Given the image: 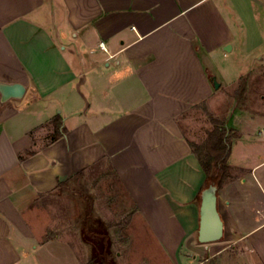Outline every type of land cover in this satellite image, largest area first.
Returning <instances> with one entry per match:
<instances>
[{"label": "crops", "instance_id": "crops-1", "mask_svg": "<svg viewBox=\"0 0 264 264\" xmlns=\"http://www.w3.org/2000/svg\"><path fill=\"white\" fill-rule=\"evenodd\" d=\"M235 50L264 62V0H0V81L26 86L20 99L0 94V264H82L70 239L44 238L34 212L101 161L178 264L240 248L239 264H264V146L230 164L246 140L238 129L217 192L224 235L202 243L206 174L181 127L214 96L207 59ZM58 118L66 132L53 140ZM252 137V148L264 139Z\"/></svg>", "mask_w": 264, "mask_h": 264}, {"label": "rangeland", "instance_id": "rangeland-1", "mask_svg": "<svg viewBox=\"0 0 264 264\" xmlns=\"http://www.w3.org/2000/svg\"><path fill=\"white\" fill-rule=\"evenodd\" d=\"M224 54L226 56L218 52L215 59H207L212 72L222 83L220 88L215 90L210 101L193 107L183 116L181 127L188 140L203 143L214 127L208 111L216 118L228 120L229 127L246 136L242 145L235 147L230 160V164L236 166L239 162L247 163L239 154L245 152L248 161L256 153L259 156L263 150V138V142L259 139L255 148L251 147L252 142L249 141H255L252 137L255 133L264 135V62L255 59V55L251 60L237 50ZM258 110L263 116L251 119L249 114L255 115ZM255 161L258 159L253 158L249 164ZM89 202L90 205L87 204ZM89 206L93 208L96 219L109 225L106 229L112 241L115 264H178L158 246L152 230L137 216L134 202L106 161L87 168L83 177L79 181H71L67 189L40 196L34 218H37L40 226L47 227L44 238L59 235L70 239L80 251L82 264H90L93 254L91 245L95 246V241L100 238L87 233L85 236H89L91 242L82 238L83 216ZM184 249L185 252L193 251L191 246ZM241 249L230 252L232 255L225 262L211 259L205 264H239ZM248 252L252 253L251 248Z\"/></svg>", "mask_w": 264, "mask_h": 264}, {"label": "trees", "instance_id": "trees-1", "mask_svg": "<svg viewBox=\"0 0 264 264\" xmlns=\"http://www.w3.org/2000/svg\"><path fill=\"white\" fill-rule=\"evenodd\" d=\"M205 102L206 101H202L201 103ZM201 103L195 104V107H198ZM208 114L214 127L209 131L206 140L203 143H196L190 140L187 141L206 174L204 188L212 184L217 185L219 188L226 179L232 176L229 158L232 151V143L234 139L240 137V133L235 128L229 127L228 120L216 118L209 111ZM56 120L53 140L64 135L66 132V129H61L62 120L60 118ZM84 173L85 169L77 173L69 181H60L57 191H63V188L67 189L71 181H79ZM199 200H201V194ZM90 202L87 204L90 205ZM93 217L94 210L89 206L87 208V213L83 216V221L85 223L83 228L86 231L81 228L82 238L84 241L91 242L89 236H87V238L85 233L88 235L93 234L96 238H100L98 241H95V246L91 245L93 254L90 257V264H115L114 253L111 251L112 241L109 231L107 230L109 225L106 226L102 221L95 217V219H93Z\"/></svg>", "mask_w": 264, "mask_h": 264}, {"label": "water", "instance_id": "water-1", "mask_svg": "<svg viewBox=\"0 0 264 264\" xmlns=\"http://www.w3.org/2000/svg\"><path fill=\"white\" fill-rule=\"evenodd\" d=\"M232 47H226L230 50ZM215 89H219L221 82L216 75L210 77ZM26 93V86L22 83H8L0 81L1 102L10 99H20ZM218 186L210 185L201 192L200 225L198 239L202 243L213 242L224 235V222L218 209Z\"/></svg>", "mask_w": 264, "mask_h": 264}, {"label": "built area", "instance_id": "built-area-1", "mask_svg": "<svg viewBox=\"0 0 264 264\" xmlns=\"http://www.w3.org/2000/svg\"><path fill=\"white\" fill-rule=\"evenodd\" d=\"M100 46L101 48L106 49L105 44L103 42L100 44Z\"/></svg>", "mask_w": 264, "mask_h": 264}]
</instances>
